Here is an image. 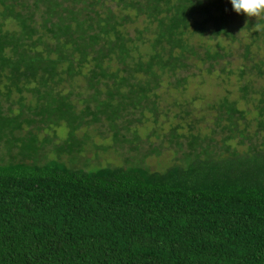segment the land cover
Returning <instances> with one entry per match:
<instances>
[{
	"label": "trees",
	"instance_id": "16d2710c",
	"mask_svg": "<svg viewBox=\"0 0 264 264\" xmlns=\"http://www.w3.org/2000/svg\"><path fill=\"white\" fill-rule=\"evenodd\" d=\"M218 61L239 99L196 120L176 102L168 167L60 159L99 121L114 143L134 121L158 136L157 97ZM0 144V264H264V18L230 0H0Z\"/></svg>",
	"mask_w": 264,
	"mask_h": 264
},
{
	"label": "rangeland",
	"instance_id": "374dc122",
	"mask_svg": "<svg viewBox=\"0 0 264 264\" xmlns=\"http://www.w3.org/2000/svg\"><path fill=\"white\" fill-rule=\"evenodd\" d=\"M195 38L198 40L200 39L197 36ZM231 49L234 53V60L238 62L239 59L237 58L236 53L239 52V50L236 47H232ZM226 59H229V57H226ZM222 62L223 61H218L215 66L210 68V71H200L192 66L191 73L184 86L171 90L164 89L161 92L159 97H157L158 109L160 112H167L169 115L163 113L158 115L159 123L161 122V129L159 130L157 128L158 136L150 133L152 125L149 121L140 123L134 121L130 128L136 129L137 138L130 143L120 138V142L114 143L110 140L111 131L106 122L99 121L77 129L76 136L78 139H81V150H73L70 153H63L61 154L60 159L64 160V162L72 167L93 168L105 165L127 166L137 162L143 166L145 165L149 167L151 170H163L177 161V155H181V151L173 152L175 145L167 140L168 124L171 123L174 112L178 108L176 102H184L186 104L187 101L188 107L190 108V111H192L191 117L196 120L199 119L201 117L200 114L204 112H198V110L204 106L205 100L211 101L217 95L220 96L223 93H230L231 98L236 100L239 99L237 93L238 85L234 80V76L228 75L226 77V74L220 75L221 72L219 66L222 65ZM206 65L207 63L203 64L204 67ZM231 65L227 63L226 68L231 69ZM78 90L79 89L77 88L76 91ZM76 91L74 90V92ZM72 97L75 96L72 95ZM133 115L137 116V112ZM145 116H149L146 110ZM208 125H210L209 119L200 121L199 123V126H201L206 132L207 130L205 128ZM39 131L38 140L46 135L44 128ZM122 132L126 133L124 130H122ZM23 133H25L24 130ZM53 133L54 132H50L48 134H50L53 143H58L62 139V134L59 129H57L54 134ZM126 136L129 137L130 135ZM134 146L138 147L134 149ZM152 148L157 149L152 150ZM51 149L52 147L50 145L43 147V150L40 149V161H45L54 156ZM10 151L14 154L16 150L12 147L10 148ZM43 152L46 155L41 156ZM8 159H10L9 155H7L3 145L0 144V162H5ZM13 159H19V156L15 155Z\"/></svg>",
	"mask_w": 264,
	"mask_h": 264
},
{
	"label": "clouds",
	"instance_id": "9594fccd",
	"mask_svg": "<svg viewBox=\"0 0 264 264\" xmlns=\"http://www.w3.org/2000/svg\"><path fill=\"white\" fill-rule=\"evenodd\" d=\"M232 10L247 17L264 18V0H230Z\"/></svg>",
	"mask_w": 264,
	"mask_h": 264
}]
</instances>
